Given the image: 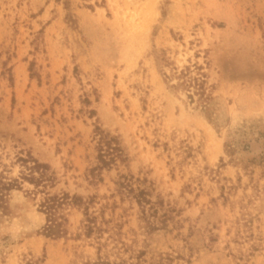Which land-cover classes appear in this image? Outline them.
<instances>
[{"label": "rangeland", "instance_id": "obj_1", "mask_svg": "<svg viewBox=\"0 0 264 264\" xmlns=\"http://www.w3.org/2000/svg\"><path fill=\"white\" fill-rule=\"evenodd\" d=\"M0 195V264H264V0H0Z\"/></svg>", "mask_w": 264, "mask_h": 264}, {"label": "trees", "instance_id": "obj_2", "mask_svg": "<svg viewBox=\"0 0 264 264\" xmlns=\"http://www.w3.org/2000/svg\"><path fill=\"white\" fill-rule=\"evenodd\" d=\"M95 137L99 151L98 169L110 167L114 162H116V160L124 159L117 137L100 128L96 129ZM31 160L33 165L29 168L30 175L28 177L24 176V178L28 179L32 184H34L37 189L42 185L44 186V184L48 185V183L51 182L55 177L48 173L50 166L48 164L40 163L35 159ZM22 161L28 163L26 159H22ZM65 205L78 207L84 206L86 215V224H84V230L86 235L90 236L93 232L99 229V227H97L95 224V218L88 215L87 205H85L81 197L70 196L67 193H64L62 196L51 195L47 193L39 204L40 210L46 216L44 232L47 236L60 237L66 232L65 222L67 219L63 213V207Z\"/></svg>", "mask_w": 264, "mask_h": 264}]
</instances>
